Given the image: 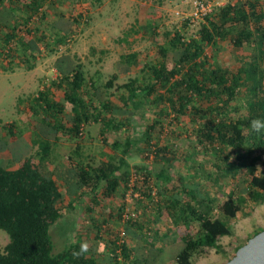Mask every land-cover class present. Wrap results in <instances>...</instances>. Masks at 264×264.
Instances as JSON below:
<instances>
[{
  "label": "trees",
  "instance_id": "trees-1",
  "mask_svg": "<svg viewBox=\"0 0 264 264\" xmlns=\"http://www.w3.org/2000/svg\"><path fill=\"white\" fill-rule=\"evenodd\" d=\"M49 1L56 5L62 0H0L1 71L14 72L17 64L33 70L38 51L31 41H42L55 53L74 44L88 23L83 11L74 10L68 16L70 28L59 29L54 40L31 24L47 18ZM183 22V28L163 33L154 22L145 26L160 59L137 62L139 52L121 53V65L140 70L122 84H117L118 72L104 83L99 72L89 75L83 62L64 53L55 63L57 77L29 97L46 135L34 126L33 137L22 138L16 122L3 125L11 140H0V151L9 153L13 167L0 163V229L10 236L8 244H0V264H196L210 249H222L221 238L235 234L239 216L249 217L264 204V133L250 129L251 120L264 119V0H227L200 21L194 35L188 32L190 19ZM226 42L237 51L234 65L219 61L215 51ZM97 51L107 52L92 47ZM148 110L154 117L137 132L134 117H146ZM185 120L196 145L182 155L176 143L164 138L175 135L173 125ZM92 123L100 124L107 145L98 160L83 143ZM64 137L76 146L57 161L54 150ZM135 154L156 162L133 164ZM178 159L184 163L177 171ZM242 171L245 187L239 190L234 182ZM132 188L138 198L130 205L140 213L125 219L123 203L111 214L124 224L130 240L108 229L105 215L101 220L90 216L95 236H81L54 253L50 229L65 207L74 209L79 200L87 203L85 215L99 213L103 200L125 196ZM162 220H170L168 229L159 226ZM106 231L112 236L99 244V251L92 241L103 240ZM86 241L89 251L74 257Z\"/></svg>",
  "mask_w": 264,
  "mask_h": 264
},
{
  "label": "rangeland",
  "instance_id": "rangeland-1",
  "mask_svg": "<svg viewBox=\"0 0 264 264\" xmlns=\"http://www.w3.org/2000/svg\"><path fill=\"white\" fill-rule=\"evenodd\" d=\"M193 1L62 0L56 5H53L49 1L44 8L48 11L47 18L43 22L35 19L31 24L39 25L40 28L46 30L47 34L52 37V40L60 34V30L64 31L70 28L71 23L68 16L74 10L75 12L83 11L88 19V23L82 25L79 33L75 36L76 40L74 44L70 48H64L58 53L52 52L49 48H45V43L42 41H31L36 48L35 50L38 51L36 67L33 70H27L25 66L20 64L16 65L14 72L0 70V140L3 142H10L11 140V135H6V131L3 128V125L8 122L17 123L19 135L22 138L24 136L33 137L31 131H34V126L37 129L36 131L39 134L41 133L40 136L46 135L39 117L30 110L29 97L36 95L44 85L51 83L57 77L55 63L64 53L71 55L76 62H83L89 75H97L99 72L98 75H100L101 81L104 83L116 72L120 74L117 84L125 83L129 78L139 74L140 70L137 68L131 70L121 65V53L137 51L139 52L137 62H157L160 59L158 44L150 33L145 32V26L150 22H154L158 25V31L160 33L177 27L183 28L184 19L193 14ZM220 1L221 3L227 2V0ZM61 12H64L66 17L62 16ZM199 28L200 23L198 22L194 26H191L188 32L194 35ZM38 37V33L34 32L33 38L36 39ZM125 37L128 38V42L121 41ZM92 47H96L98 50L104 49L107 52L104 54L101 51L93 53ZM218 48L215 51H218L219 61L227 65H234L238 62L237 51L230 47L227 42L220 44ZM168 62L172 64V54L168 57ZM106 97L107 94L103 91L102 98L104 99ZM68 110L70 111L71 108L68 107ZM153 114L150 110L146 112V117H143L140 113L137 114L134 117L135 130L137 132L144 130L145 124L154 117ZM186 123V120L182 122V125L176 122L173 125L176 132L175 135L170 133L168 138H164L165 142L176 143L179 149H181L180 153L182 155L187 151L193 150V145H196V142L193 143L189 138ZM183 125L184 127L181 128ZM85 132L86 138L83 143L86 152H91L96 156L97 160L100 159V151H103L107 146L100 138V124L92 123L87 125ZM74 146H76V141H70L64 137L55 147L54 158L58 161L62 156L65 155L66 157V154ZM9 157V153L0 151V163L7 167H13L9 162ZM62 162L64 161L62 160ZM130 162L133 164L144 162L153 164L156 161L154 157L145 159L143 155L135 154L131 157ZM183 163V159L175 161V169L177 171L182 170L181 166ZM176 170L174 171L175 174H177ZM244 178L245 175L242 171L234 182L239 190L245 187ZM134 184L135 182L133 181L131 186L133 187ZM226 188L227 185L223 189L226 190ZM220 195L221 197L224 196V194ZM137 198L138 193L134 192L132 188L125 196L119 194L111 200H103L101 207L99 206L98 208L100 212L88 215H85L83 212V207L86 208L87 203L83 206L79 200L75 201L74 209L68 206L65 207L64 216L52 225L50 229L55 243L54 253L63 251L74 239H81V236L88 238L91 235V238H93L96 234L94 220L91 218L93 216L99 220L104 219L106 216L105 218L108 219V229L111 231L114 230V233H117L119 238L130 240L129 236L123 237L122 235L124 224L120 222V225L117 216H112L111 214L118 213L120 205L123 203H127V208H131L130 204L135 202ZM131 210L133 209L131 208ZM135 212L137 214L140 213L139 210ZM159 223L162 229H168L171 222L170 220H162ZM235 229L234 235H226L221 238V250H217L216 248L210 249L208 254L196 259V264H225L228 262L233 257L232 254L238 246L246 244L251 237L264 230V204L257 205L254 213L249 217L239 216ZM110 235L112 236L111 232L106 231L104 232L103 240L93 239L92 242L95 241L96 244L95 249L100 251L99 244L108 241ZM9 242V234L5 230L0 229V244L5 246ZM181 248L182 244H178V249L180 250ZM103 250L105 253L102 257L106 259V255L108 254L106 253L107 248ZM170 254L171 252L168 253V256ZM166 257L167 255H165V259ZM166 261V263H170L171 259L167 257Z\"/></svg>",
  "mask_w": 264,
  "mask_h": 264
},
{
  "label": "water",
  "instance_id": "water-1",
  "mask_svg": "<svg viewBox=\"0 0 264 264\" xmlns=\"http://www.w3.org/2000/svg\"><path fill=\"white\" fill-rule=\"evenodd\" d=\"M225 264H264V230L251 237Z\"/></svg>",
  "mask_w": 264,
  "mask_h": 264
},
{
  "label": "built area",
  "instance_id": "built-area-1",
  "mask_svg": "<svg viewBox=\"0 0 264 264\" xmlns=\"http://www.w3.org/2000/svg\"><path fill=\"white\" fill-rule=\"evenodd\" d=\"M193 14L192 16H187V18L191 21V26H194L196 23H200L201 20L205 18V16L209 13H211L215 7L222 6L225 3H221L220 0L210 1V0H194L193 2ZM125 219H130L131 217L137 216V213L131 208H128L124 214ZM123 237L126 236V231H122Z\"/></svg>",
  "mask_w": 264,
  "mask_h": 264
},
{
  "label": "clouds",
  "instance_id": "clouds-1",
  "mask_svg": "<svg viewBox=\"0 0 264 264\" xmlns=\"http://www.w3.org/2000/svg\"><path fill=\"white\" fill-rule=\"evenodd\" d=\"M250 129L252 132L261 134L264 133V119L255 118L250 121ZM89 251V244L87 242H83L79 246V250L73 252L74 257H81Z\"/></svg>",
  "mask_w": 264,
  "mask_h": 264
}]
</instances>
